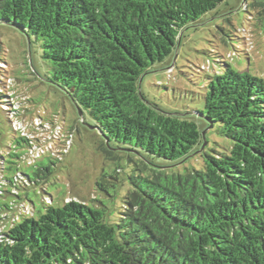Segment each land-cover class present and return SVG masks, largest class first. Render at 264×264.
Wrapping results in <instances>:
<instances>
[{
	"label": "trees",
	"instance_id": "1",
	"mask_svg": "<svg viewBox=\"0 0 264 264\" xmlns=\"http://www.w3.org/2000/svg\"><path fill=\"white\" fill-rule=\"evenodd\" d=\"M224 1L0 0V23L36 37L47 81L95 121L99 151L125 161L90 202H49L62 159L39 130L61 125L43 117L32 136L16 131L2 82L0 113L17 136L0 152V264H264V78L221 56V69L200 67L201 109L165 111L141 92L142 76L170 65L184 31ZM210 129L222 143L210 146Z\"/></svg>",
	"mask_w": 264,
	"mask_h": 264
},
{
	"label": "rangeland",
	"instance_id": "2",
	"mask_svg": "<svg viewBox=\"0 0 264 264\" xmlns=\"http://www.w3.org/2000/svg\"><path fill=\"white\" fill-rule=\"evenodd\" d=\"M216 11L184 31L170 65L156 63L142 76L141 92L146 99L169 112L203 108L206 72L200 67H208V60L215 66L221 56L236 69L264 78V0H225ZM0 60L4 61H0V89H5L2 82L9 83L4 93L11 98L5 109L16 110L9 113L16 131L32 136L35 126L46 122L43 117L56 118L61 125L59 132L50 125L52 130H39L47 132L42 139L52 145L55 142L46 153L62 159L57 163V174L46 185L47 195L54 197L49 202L58 206L72 198L90 202L99 196L96 180L103 172L112 173L118 164L125 165V161L117 163L104 157L99 151L101 136L93 129L95 121L90 114L85 111L80 116L72 100L47 81L50 64L42 58L40 42L35 36L29 39L19 29L0 23ZM14 136L17 134L0 113L1 153H7ZM208 137L210 146L221 139L215 129L209 130ZM18 162L23 171L32 174L33 168ZM28 194L37 209L44 210L46 193L33 187Z\"/></svg>",
	"mask_w": 264,
	"mask_h": 264
},
{
	"label": "built area",
	"instance_id": "3",
	"mask_svg": "<svg viewBox=\"0 0 264 264\" xmlns=\"http://www.w3.org/2000/svg\"><path fill=\"white\" fill-rule=\"evenodd\" d=\"M57 132H59V131H57ZM39 149H42L43 151H41ZM44 151H45V148H37L36 152H35V155L38 156V155H40V153H43Z\"/></svg>",
	"mask_w": 264,
	"mask_h": 264
},
{
	"label": "water",
	"instance_id": "4",
	"mask_svg": "<svg viewBox=\"0 0 264 264\" xmlns=\"http://www.w3.org/2000/svg\"><path fill=\"white\" fill-rule=\"evenodd\" d=\"M78 111H79V115L80 116H83L84 115L83 112L80 109H78Z\"/></svg>",
	"mask_w": 264,
	"mask_h": 264
}]
</instances>
